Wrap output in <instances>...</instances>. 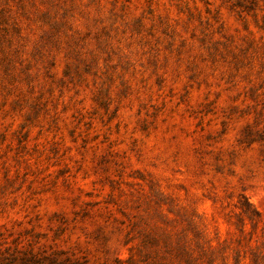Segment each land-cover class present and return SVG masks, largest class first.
I'll return each mask as SVG.
<instances>
[{"label":"rangeland","instance_id":"rangeland-1","mask_svg":"<svg viewBox=\"0 0 264 264\" xmlns=\"http://www.w3.org/2000/svg\"><path fill=\"white\" fill-rule=\"evenodd\" d=\"M246 199L264 0H0V264H184L187 216L252 264Z\"/></svg>","mask_w":264,"mask_h":264},{"label":"trees","instance_id":"trees-1","mask_svg":"<svg viewBox=\"0 0 264 264\" xmlns=\"http://www.w3.org/2000/svg\"><path fill=\"white\" fill-rule=\"evenodd\" d=\"M240 212L236 214L238 221L236 223L240 235L247 237V233L257 232L259 223H264V212L253 205L249 200L240 201L238 205ZM185 221L187 226L184 231L186 242L183 247H180L179 253L184 264H213L218 257L227 260V250L230 248L224 243L223 247L218 248L212 246L206 239L205 233L199 229L193 217L187 216ZM251 224V229L247 232L246 224ZM189 230L192 235L188 238L186 230ZM264 235V231H263ZM252 236L247 240L245 246V255L249 256L252 264H264V241L261 244H252ZM234 263L241 264L242 254L241 249H234Z\"/></svg>","mask_w":264,"mask_h":264}]
</instances>
